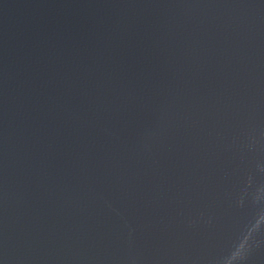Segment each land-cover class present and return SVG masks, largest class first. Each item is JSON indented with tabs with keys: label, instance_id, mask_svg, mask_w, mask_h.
Returning <instances> with one entry per match:
<instances>
[{
	"label": "water",
	"instance_id": "water-1",
	"mask_svg": "<svg viewBox=\"0 0 264 264\" xmlns=\"http://www.w3.org/2000/svg\"><path fill=\"white\" fill-rule=\"evenodd\" d=\"M264 264V0H0V264Z\"/></svg>",
	"mask_w": 264,
	"mask_h": 264
},
{
	"label": "clouds",
	"instance_id": "clouds-1",
	"mask_svg": "<svg viewBox=\"0 0 264 264\" xmlns=\"http://www.w3.org/2000/svg\"><path fill=\"white\" fill-rule=\"evenodd\" d=\"M236 249H235V255L238 257L239 259V264H241L242 261H244L247 257L248 252L250 251V245L246 246V247H240V241L238 240L236 242Z\"/></svg>",
	"mask_w": 264,
	"mask_h": 264
}]
</instances>
